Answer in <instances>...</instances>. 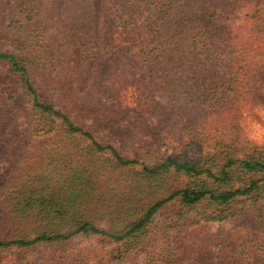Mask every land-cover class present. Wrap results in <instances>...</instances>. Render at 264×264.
I'll return each mask as SVG.
<instances>
[{
    "label": "trees",
    "instance_id": "16d2710c",
    "mask_svg": "<svg viewBox=\"0 0 264 264\" xmlns=\"http://www.w3.org/2000/svg\"><path fill=\"white\" fill-rule=\"evenodd\" d=\"M35 2L0 0V260L81 238L61 264H264V145L240 126L264 110V0ZM173 119L205 151L142 160Z\"/></svg>",
    "mask_w": 264,
    "mask_h": 264
},
{
    "label": "rangeland",
    "instance_id": "374dc122",
    "mask_svg": "<svg viewBox=\"0 0 264 264\" xmlns=\"http://www.w3.org/2000/svg\"><path fill=\"white\" fill-rule=\"evenodd\" d=\"M42 0H36V4H39ZM7 46L4 42H0V48L7 50ZM130 94V91H128ZM124 99V98H123ZM129 104V108L125 110V117L120 125H116V135L124 134L132 128L133 122V104L132 97L124 99ZM165 101V100H164ZM243 117L240 121V126L242 128L243 136L251 142L253 145L263 146L264 145V110L257 108L253 111H244ZM22 118L19 119V122ZM105 133V132H102ZM140 141L136 142L134 146L148 147L151 144L152 151L148 156L145 157L146 152H140V155L144 156L142 160L154 161L160 156L168 155H178L183 158L195 159L201 156L205 151V148L200 144H194L189 138L191 136L187 135V130L179 127V123L176 121H162L160 124L156 125L154 121L149 123V126H145L136 135ZM109 140L116 142L112 136H109ZM129 144V143H127ZM150 144V145H149ZM115 146L118 150H122L124 146L122 144H116ZM237 222L234 220H229L221 223H212L204 225L203 229L208 230L213 233L223 234L227 230L233 228ZM186 236V235H183ZM191 236V235H190ZM189 238V235L186 238ZM76 251H81L88 253L93 251V246L90 242H86L81 238L74 239L71 244H68L64 248H46L37 247L36 250H31L26 253L25 258H20L18 253L6 252L3 254V259L0 260V264H61L60 257H69V252L74 254ZM30 262H26L27 260ZM69 259V258H66ZM140 259H130V262H125L124 264H140Z\"/></svg>",
    "mask_w": 264,
    "mask_h": 264
}]
</instances>
